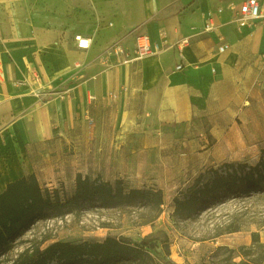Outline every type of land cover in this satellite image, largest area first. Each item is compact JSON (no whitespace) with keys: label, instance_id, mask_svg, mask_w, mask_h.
Wrapping results in <instances>:
<instances>
[{"label":"crops","instance_id":"1","mask_svg":"<svg viewBox=\"0 0 264 264\" xmlns=\"http://www.w3.org/2000/svg\"><path fill=\"white\" fill-rule=\"evenodd\" d=\"M243 1L0 0V194L37 173L35 145L109 136L103 120L87 118L111 106L112 92L115 127L209 120L214 139L251 138L236 118L255 69L264 68V0L263 17L241 26ZM137 33L159 50L130 65L99 61L117 40L132 46ZM76 34L91 37V47L78 49Z\"/></svg>","mask_w":264,"mask_h":264},{"label":"rangeland","instance_id":"2","mask_svg":"<svg viewBox=\"0 0 264 264\" xmlns=\"http://www.w3.org/2000/svg\"><path fill=\"white\" fill-rule=\"evenodd\" d=\"M252 81L247 107L236 118L248 139H214L209 120L195 128L115 127L118 95L112 92L111 106L87 118L103 120L109 136L35 145L40 167L34 175L51 204L0 247V264H44L42 252L55 242L108 237L140 254L107 264H264V176L236 189L221 183L233 184L232 163H247L249 171L264 159V68L255 69ZM78 174L113 185L120 179L126 192L161 190L162 202L155 195L76 201Z\"/></svg>","mask_w":264,"mask_h":264},{"label":"trees","instance_id":"3","mask_svg":"<svg viewBox=\"0 0 264 264\" xmlns=\"http://www.w3.org/2000/svg\"><path fill=\"white\" fill-rule=\"evenodd\" d=\"M231 166L237 167L230 176L233 184L231 185V181L226 182L224 178L221 183L233 186L232 189L246 186V181L254 180L256 175L257 178L264 176V159L257 165L251 166L249 171L245 169L247 163H232ZM240 170H243V175ZM204 177L205 175L202 174L198 181ZM255 182L251 186H255ZM76 183L77 191L73 198L76 201L92 200L97 197L108 199L148 198L150 195H155L162 202L161 190L131 189L126 192L120 179L116 181V185H113L111 182L100 180V178L91 180L88 176L78 174ZM50 204V195L42 190L34 174L8 184L6 190L0 194V247L16 230L29 222L34 215L44 212ZM138 254L140 253L133 246L114 237H108L101 242L78 244L55 242L42 252V257L46 259L44 264H50V261L53 260L59 261L60 264H75L84 259L93 260L98 264H107L112 260Z\"/></svg>","mask_w":264,"mask_h":264},{"label":"built area","instance_id":"4","mask_svg":"<svg viewBox=\"0 0 264 264\" xmlns=\"http://www.w3.org/2000/svg\"><path fill=\"white\" fill-rule=\"evenodd\" d=\"M231 8L234 9L233 5ZM239 12L241 16L240 25H246L249 20H254L263 17L261 2L259 0H244L240 7ZM214 27L213 23L209 21L206 24V30L210 31ZM76 47L80 50H87L92 45V38L83 34L75 35ZM187 39H184L178 43V47L181 49V45L186 43ZM160 48V44L152 40V38L146 33H137L134 37L132 46H128L123 43L122 40H117L106 47L103 54L99 58V61L104 65H130L135 62L141 61L144 58L155 54ZM227 48V44L220 46V50L223 51ZM81 64L77 63L76 67H80ZM177 69H183V64L179 63L176 66ZM0 74H3V60L0 55Z\"/></svg>","mask_w":264,"mask_h":264}]
</instances>
